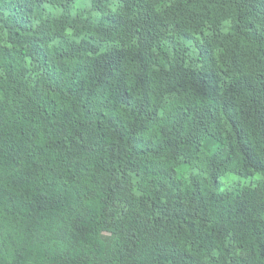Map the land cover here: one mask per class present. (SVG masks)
Here are the masks:
<instances>
[{
	"label": "trees",
	"instance_id": "1",
	"mask_svg": "<svg viewBox=\"0 0 264 264\" xmlns=\"http://www.w3.org/2000/svg\"><path fill=\"white\" fill-rule=\"evenodd\" d=\"M0 264H264V0H0Z\"/></svg>",
	"mask_w": 264,
	"mask_h": 264
}]
</instances>
